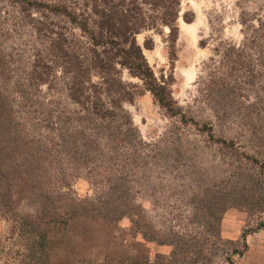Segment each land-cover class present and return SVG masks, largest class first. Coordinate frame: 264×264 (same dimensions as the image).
Returning a JSON list of instances; mask_svg holds the SVG:
<instances>
[{"label": "rangeland", "instance_id": "374dc122", "mask_svg": "<svg viewBox=\"0 0 264 264\" xmlns=\"http://www.w3.org/2000/svg\"><path fill=\"white\" fill-rule=\"evenodd\" d=\"M12 1L0 0V93L24 119L25 135L42 139L51 110L76 106L65 96L58 69L44 76L47 83L33 84L39 67L30 64L41 53L42 37L31 16L38 15ZM181 9L194 19L179 20L172 95L187 107L194 104L198 76L213 47L220 40L239 44L241 13L256 23L264 15V0H188ZM166 33L136 37L141 46L153 40V48L143 51L157 77L171 66ZM123 78L138 82L126 71ZM260 82L264 85V76ZM252 96L223 116L193 110L197 120L213 124L223 142L167 116L144 93L124 103L134 128L127 130V140L82 150L81 156L88 155L84 165L61 154L68 182L60 191L81 201L93 199L97 207L123 194L134 213L116 222L93 214L75 219L71 249L92 264H264V92L259 102ZM60 172L56 162L49 164L47 185L52 187ZM31 206L22 201L19 207L25 213ZM8 240V221L0 218V264H28Z\"/></svg>", "mask_w": 264, "mask_h": 264}, {"label": "trees", "instance_id": "16d2710c", "mask_svg": "<svg viewBox=\"0 0 264 264\" xmlns=\"http://www.w3.org/2000/svg\"><path fill=\"white\" fill-rule=\"evenodd\" d=\"M186 1H12L38 15L31 16L42 37L41 53L38 51L39 56L30 64L39 67L37 83L33 84L47 83L44 76L58 69L65 96L76 106L73 111L65 107L51 110L44 117L46 135L32 139L25 135L24 119L15 115L7 97L0 93V218L8 221V241L16 243L28 264H92L72 250V221L93 214L116 222L124 215L134 214L126 195L116 193L114 199L102 201L97 207L93 199L81 201L59 189L68 182L61 154L68 155V162L84 165L88 155L81 156L82 150L127 140V130L134 128L124 103L149 93L167 116L184 125H194L208 139L223 142L225 138L215 136L213 124L197 120L193 110L223 116L242 100L248 101L251 94L260 101L264 92L260 82L264 76V15L253 23L242 12L240 43L218 41L198 76L194 106L178 105L172 95V65L176 59L179 20L191 23L194 19L191 11L182 12ZM165 29L171 66L157 77L143 51L153 48V40L145 39L141 46L136 37L145 31L163 33ZM199 44L205 46L204 41ZM123 71L138 82L124 80ZM53 162L61 174L50 187L46 171ZM22 201L32 205L31 211L22 213ZM142 235L150 239L145 232ZM107 263L112 264L111 260L100 264Z\"/></svg>", "mask_w": 264, "mask_h": 264}]
</instances>
